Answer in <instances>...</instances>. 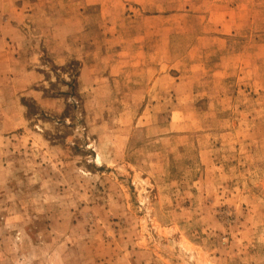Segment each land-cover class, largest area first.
<instances>
[{"label": "rangeland", "instance_id": "374dc122", "mask_svg": "<svg viewBox=\"0 0 264 264\" xmlns=\"http://www.w3.org/2000/svg\"><path fill=\"white\" fill-rule=\"evenodd\" d=\"M0 264H264V0H0Z\"/></svg>", "mask_w": 264, "mask_h": 264}]
</instances>
